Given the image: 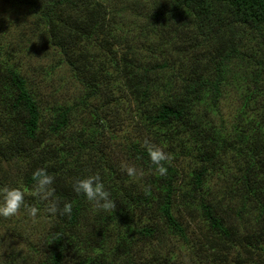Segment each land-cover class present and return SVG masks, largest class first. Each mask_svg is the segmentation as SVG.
<instances>
[{"label": "trees", "instance_id": "16d2710c", "mask_svg": "<svg viewBox=\"0 0 264 264\" xmlns=\"http://www.w3.org/2000/svg\"><path fill=\"white\" fill-rule=\"evenodd\" d=\"M4 2L26 12L29 26L59 51L82 93L73 104L44 107L0 44V189H21L25 205L38 210L33 217L22 206L16 215L0 217V264H32L36 257L34 264H65L68 258L115 264L105 253L114 233L126 253L135 233L155 236L154 226H138L144 218L183 234L176 209L198 213L213 241L249 253L245 264H262L264 0H148L141 28L148 46L137 42L138 34H126L121 52L115 31L122 12L114 0ZM230 85L227 117L222 105ZM122 117L133 121L135 136L118 140ZM105 140L113 157L103 149ZM145 141L169 156L166 176L156 173ZM122 166L135 167L138 175L127 176ZM40 168L54 177L49 201L31 194L32 174ZM94 175L116 209L105 212L74 192L76 180ZM52 202L58 208L71 203V217L49 213ZM38 220L44 226L39 242L26 237L25 252L6 253L12 242L5 236L24 240L22 223Z\"/></svg>", "mask_w": 264, "mask_h": 264}, {"label": "rangeland", "instance_id": "374dc122", "mask_svg": "<svg viewBox=\"0 0 264 264\" xmlns=\"http://www.w3.org/2000/svg\"><path fill=\"white\" fill-rule=\"evenodd\" d=\"M113 3L114 8L122 12V22L119 24V30L115 31V34L121 36V38L115 41L118 42L115 49L120 52L124 49L123 35L126 36V34L131 37L138 34L137 42L148 46L150 40L144 38L141 30L146 20L148 0H114ZM143 6H146V8ZM124 18L125 24H123ZM29 21L30 17H27L25 11L11 9L4 0H0V34L3 35V41L0 44L7 52L5 56L10 59L12 64L22 67L32 90L38 94L40 101H43L42 105L44 107L48 108L50 105L55 104H73L81 95L82 86L70 70L62 64V56L59 51L47 47L43 38L29 26ZM37 40L39 42H35ZM93 52H98V46L94 47ZM232 86L230 85L231 88L227 89L228 97L224 99L222 105L227 117L231 111L230 102L234 93L231 90ZM81 109L83 108L79 109V113L83 112H81ZM89 110L88 107L84 109L85 112ZM44 114L48 118V112ZM123 121L122 125L117 126L118 140L123 136L130 138L135 136L133 134V121H125L124 118ZM78 123H82L80 114H77L76 125ZM77 126L79 127V125ZM110 134V131H104L105 137ZM103 149L108 156L113 157V151L107 140L103 143ZM183 167L185 168L184 175L187 178L190 166L185 163ZM134 180L128 179V181ZM210 187L212 194L217 196L219 185L216 179L210 183ZM175 216L183 229V234L171 231L158 220L144 218L138 222V226H154L156 229L155 236L147 238L144 235L135 233L131 247L126 253L124 248H117L119 233H114L105 251L108 259L115 264H236L238 260L245 264V261L249 260V253L241 247L234 246L230 242H221L218 238L213 241L214 237L198 213L191 216L190 213L182 211V209H176ZM35 223V225L22 223L21 233L19 232V234H22L24 240L20 236L15 238L5 236L6 240L12 242L10 244L12 247H8L6 253L12 251V249L25 252L28 249L26 243L28 239L26 237L29 238L31 244L39 242L44 233V226L41 220ZM9 227H12L11 223ZM260 259L264 264V257L262 256ZM37 260V257L34 258L32 264ZM65 264L79 263L68 258Z\"/></svg>", "mask_w": 264, "mask_h": 264}, {"label": "clouds", "instance_id": "9594fccd", "mask_svg": "<svg viewBox=\"0 0 264 264\" xmlns=\"http://www.w3.org/2000/svg\"><path fill=\"white\" fill-rule=\"evenodd\" d=\"M35 42H39V40ZM145 146L149 160L151 164L155 166L156 173L161 177L166 176L167 167L165 164L169 161V156L159 147L150 145L148 141H145ZM122 170L126 172L129 177L134 178L138 175L137 169L132 166H122ZM32 181L33 190L31 194L42 201H49L54 193L51 187L54 177L51 176L46 169L40 168L32 174ZM73 190L77 195L83 194V196L89 202H92L95 207L105 212H110L117 207L116 201L111 198L110 192L105 189L99 175L88 176L76 180L73 184ZM22 206L27 208L30 216H36L38 211L37 208L25 205V193L21 189H0V217H12L18 213ZM48 211L51 214H56L59 211L60 215L70 218L72 214V204L65 202L62 208H58L57 203L52 202L48 206Z\"/></svg>", "mask_w": 264, "mask_h": 264}]
</instances>
